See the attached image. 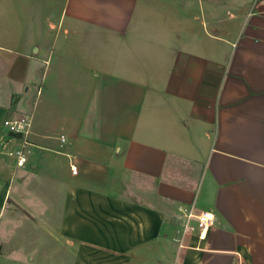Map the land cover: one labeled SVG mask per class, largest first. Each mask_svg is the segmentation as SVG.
<instances>
[{
    "label": "crops",
    "instance_id": "obj_1",
    "mask_svg": "<svg viewBox=\"0 0 264 264\" xmlns=\"http://www.w3.org/2000/svg\"><path fill=\"white\" fill-rule=\"evenodd\" d=\"M26 191L44 259L264 264V0H0V215Z\"/></svg>",
    "mask_w": 264,
    "mask_h": 264
},
{
    "label": "rangeland",
    "instance_id": "obj_2",
    "mask_svg": "<svg viewBox=\"0 0 264 264\" xmlns=\"http://www.w3.org/2000/svg\"><path fill=\"white\" fill-rule=\"evenodd\" d=\"M22 195V203H20L18 212L17 206L13 203L15 201L14 192L11 196L12 200L3 208L0 215V244L2 246L0 264H62L59 258L63 255V248L58 242L51 244L49 254L45 259L40 256V251H42L40 246L43 243H38L39 239H36V242L33 241V236L42 235L40 240L43 242V233L39 235L36 220L33 219L38 211L30 207L34 197L28 191Z\"/></svg>",
    "mask_w": 264,
    "mask_h": 264
},
{
    "label": "built area",
    "instance_id": "obj_3",
    "mask_svg": "<svg viewBox=\"0 0 264 264\" xmlns=\"http://www.w3.org/2000/svg\"><path fill=\"white\" fill-rule=\"evenodd\" d=\"M29 125L30 123L26 118H9L4 121V126L11 135L27 133V127ZM59 139L61 146H63L66 143V137L61 135ZM28 145H30V142L25 140L21 147L9 152L10 155L15 156L18 167H25L28 163L26 153V147ZM71 171L73 174L78 173V165L73 161L71 162ZM178 211L180 213V223L176 230V240L180 242L181 246L184 245L182 239L186 234L198 232L200 238L204 239L207 237L210 227L214 225L216 220L215 214L211 211H194L184 205H180Z\"/></svg>",
    "mask_w": 264,
    "mask_h": 264
},
{
    "label": "trees",
    "instance_id": "obj_4",
    "mask_svg": "<svg viewBox=\"0 0 264 264\" xmlns=\"http://www.w3.org/2000/svg\"><path fill=\"white\" fill-rule=\"evenodd\" d=\"M18 99L19 97L15 95V97L13 98V102H12V106H11V110L14 112V110L16 109L17 103H18ZM2 251V246L0 244V252Z\"/></svg>",
    "mask_w": 264,
    "mask_h": 264
}]
</instances>
